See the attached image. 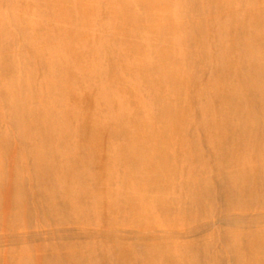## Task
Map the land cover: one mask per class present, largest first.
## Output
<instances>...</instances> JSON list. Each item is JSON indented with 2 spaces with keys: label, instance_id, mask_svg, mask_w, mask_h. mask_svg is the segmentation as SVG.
Wrapping results in <instances>:
<instances>
[{
  "label": "bare ground",
  "instance_id": "6f19581e",
  "mask_svg": "<svg viewBox=\"0 0 264 264\" xmlns=\"http://www.w3.org/2000/svg\"><path fill=\"white\" fill-rule=\"evenodd\" d=\"M0 264H264V0H0Z\"/></svg>",
  "mask_w": 264,
  "mask_h": 264
}]
</instances>
